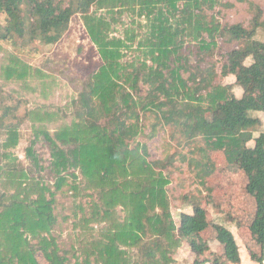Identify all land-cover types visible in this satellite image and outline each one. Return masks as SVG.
<instances>
[{"label":"trees","instance_id":"obj_1","mask_svg":"<svg viewBox=\"0 0 264 264\" xmlns=\"http://www.w3.org/2000/svg\"><path fill=\"white\" fill-rule=\"evenodd\" d=\"M222 4L223 0H0V16L6 17V24L0 25L1 40L16 44V38L26 43L40 38L55 44L72 17L80 14L103 61L82 81L71 123L52 131L47 124L60 120L58 112L34 109L28 114L34 124H41L38 130L51 145L53 185L20 166L12 152L20 141L16 108H2L0 127L6 138L0 143V264H174L185 240L198 257L210 251L202 236L210 222L201 199L194 200L193 212L181 213L177 223L166 165L151 160L148 145L140 141L147 127L144 120L152 118L149 113L154 117L153 135L160 126L173 125L188 142L204 139L206 147L199 150L208 160L210 152H218L228 164L239 163L256 202L250 231L263 249L264 264V131L254 134L262 123L255 113L264 112V62L245 63L264 46L255 37L263 23L259 15L252 30L239 23L224 24L215 10ZM126 13L133 22L136 17L146 22L141 32L129 28L121 37L118 26L126 24ZM226 35L244 44L227 52L221 71L214 64L202 66L203 57L212 55ZM187 43L195 45L192 53L198 63L184 51ZM135 44L137 54L130 56ZM9 60L7 80L29 75L30 67L17 55ZM230 74L239 77L241 97L231 85L217 82ZM215 113L219 116L209 120ZM29 153L38 163L32 149ZM213 169H201L205 188ZM63 192L89 199L77 204L80 212L72 220L75 236L70 248H62L60 242L57 196ZM63 221H70V216ZM214 227L223 252L195 263L241 264L234 233L224 225Z\"/></svg>","mask_w":264,"mask_h":264},{"label":"rangeland","instance_id":"obj_2","mask_svg":"<svg viewBox=\"0 0 264 264\" xmlns=\"http://www.w3.org/2000/svg\"><path fill=\"white\" fill-rule=\"evenodd\" d=\"M215 10L222 23L229 25L239 23L248 30L254 28L255 19L260 15L263 26L257 29L255 37L264 41V0H223V4L217 6ZM124 20L126 24L119 25L117 31V35L121 37L125 36L126 29L129 28V30L141 32L140 26L146 22L145 17H136L133 22L132 17L127 13L124 15ZM5 24L6 17L0 16V25ZM15 40L17 45L7 43L0 38V113L7 105L16 108L18 118L14 120L19 122L20 141L12 152L21 167L53 185L56 169L51 145L44 134L38 130L41 124H34L28 114L34 109L58 112L60 120L47 124L52 131L63 122L71 123L73 100L79 95L82 81L97 71L103 61L80 14L72 17L68 30L55 44H46L40 38L28 43L19 38ZM242 44L244 41L230 40L229 35L220 38L212 55L204 56L201 65L210 67L214 64L216 69L221 71L222 64L226 62L227 52ZM193 45L187 43L184 51L191 54L195 49ZM136 46L137 44L134 45V50L130 51V56L137 54ZM11 54L17 55L30 67L29 75L25 79L7 80L5 78V67L10 64ZM263 54L264 46H259L256 54L248 57L245 63L247 65L262 63L264 62ZM130 56L128 59L131 58ZM193 56V63H198V56L195 54ZM217 82L231 85L233 93L238 97L244 93V89L236 84L239 82L237 75L219 77ZM148 115L152 118L144 120L147 127L140 141L148 145L151 160H161L166 165L165 173L171 180L168 191L176 222H180L181 213H192V202L199 199L207 210L210 222V226L202 233L210 245V251L198 257L185 240L175 255L174 264H197L195 263L197 259H211L212 253L221 254L223 247L216 239L215 224L224 225L234 233L240 248L241 264H261L263 249L253 239L250 231L256 212V202L246 189L248 178L239 163L228 164L218 152H210L211 158L208 160L199 150L206 147L205 140L199 138L188 142L181 130L173 125L160 126L153 135L150 123L154 122V117L151 113ZM240 115L239 112V117ZM255 115L262 121L254 131L255 136H258L264 131V112H258ZM217 116L219 113L209 114L208 119L212 120ZM5 138L6 134L0 127V143ZM254 144V141L249 143L250 146ZM29 149H32L38 163L34 162V156L29 153ZM182 156L188 159L184 160ZM205 167L214 168L212 174L206 179V188L201 184L199 176L201 169ZM73 171L74 169L69 170V172ZM57 197L59 199L57 211L61 217L60 242L62 248H70L75 236L72 220L74 213L80 212L77 204L81 202L86 204L89 199L75 198L73 192L59 193ZM64 216H70V221H63ZM38 257L44 261L41 253Z\"/></svg>","mask_w":264,"mask_h":264}]
</instances>
